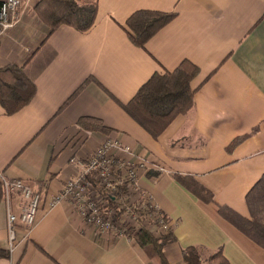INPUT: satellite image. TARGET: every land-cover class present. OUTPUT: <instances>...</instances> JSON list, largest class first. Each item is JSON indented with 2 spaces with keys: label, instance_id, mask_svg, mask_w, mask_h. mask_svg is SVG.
Here are the masks:
<instances>
[{
  "label": "crops",
  "instance_id": "crops-1",
  "mask_svg": "<svg viewBox=\"0 0 264 264\" xmlns=\"http://www.w3.org/2000/svg\"><path fill=\"white\" fill-rule=\"evenodd\" d=\"M96 3L87 33L61 26L42 43L48 27L29 0H20L15 25L0 43V67L23 66L36 87L16 114L0 109V172L9 181L22 179L39 195L34 226L17 228L10 258L0 264H160L127 234L142 225L141 218L126 225L117 220L101 236L87 231L69 203L49 207L75 174L69 160L88 157L107 139L129 147L133 163L147 165L139 173L140 191L169 224L173 241L162 250L169 264H180L188 247L205 256L221 249L228 264H264V249L219 214L226 207L249 219L245 196L264 173V0ZM137 11L175 18L138 48L125 25ZM183 61L199 71L191 82L193 107L154 139L119 104H127L154 73L173 71ZM81 118L99 121L107 133L81 128ZM192 183L213 201L197 198L186 185ZM21 206L14 195L16 216ZM6 219L1 204L4 250Z\"/></svg>",
  "mask_w": 264,
  "mask_h": 264
},
{
  "label": "trees",
  "instance_id": "trees-1",
  "mask_svg": "<svg viewBox=\"0 0 264 264\" xmlns=\"http://www.w3.org/2000/svg\"><path fill=\"white\" fill-rule=\"evenodd\" d=\"M37 18L48 27L49 35L61 26H68L79 33H87L95 24L97 3H79L77 0H38L34 5ZM174 13L137 11L126 20L130 42L144 48L163 27L173 21ZM198 68L188 61L181 62L173 71L154 73L137 91L127 104H119L122 110L152 138L157 139L178 115L187 114L193 107L195 91L191 82L198 75ZM81 86L64 103L66 106L81 91ZM36 94V87L25 75L23 66L0 67V109L5 115H13L27 106ZM117 102V101H116ZM79 126L95 133H107L99 121L81 118ZM191 192L203 201H213L212 194L197 183L186 184ZM118 194L126 196L125 186H115ZM103 192V189H99ZM3 188L0 183V205ZM127 198V197H126ZM125 198V199H126ZM249 219H245L226 207H219V214L243 235L264 249V173L245 196ZM119 219V217L117 218ZM166 223L167 220H166ZM126 228V227H124ZM170 229V228H169ZM164 235L154 236L142 223L131 227L127 234L150 255L159 259L160 264H169L163 255V247L173 241L170 230ZM10 252L0 248V259H9ZM213 264H228L221 249L210 256ZM180 264H201L200 252L196 247L182 251Z\"/></svg>",
  "mask_w": 264,
  "mask_h": 264
},
{
  "label": "built area",
  "instance_id": "built-area-1",
  "mask_svg": "<svg viewBox=\"0 0 264 264\" xmlns=\"http://www.w3.org/2000/svg\"><path fill=\"white\" fill-rule=\"evenodd\" d=\"M19 4V0H0V43L4 34L14 26L13 15ZM132 155L130 148L107 139L88 157L71 158L69 162L75 174L64 182L59 193L49 202V207L69 203L87 231L94 235L103 236L111 231L117 220L126 225L130 219L137 222L140 218L144 225L151 222L150 231L154 236L164 235L169 224L156 203L147 202L139 188L136 169L145 168L146 164L142 161L133 163ZM0 183L3 188L2 205L7 211L8 251L12 252L17 228L28 231L34 226L39 195L22 179L9 181L1 172ZM115 186H125L126 196L118 194ZM14 195L22 201L18 216L11 211Z\"/></svg>",
  "mask_w": 264,
  "mask_h": 264
},
{
  "label": "rangeland",
  "instance_id": "rangeland-1",
  "mask_svg": "<svg viewBox=\"0 0 264 264\" xmlns=\"http://www.w3.org/2000/svg\"><path fill=\"white\" fill-rule=\"evenodd\" d=\"M20 1V0H19ZM79 3H95L96 2V0H77ZM38 2V0H36V1H32L31 2V4H33V5H35L36 3ZM15 25V24H14ZM14 27V26H13ZM127 30H128V32L130 33V30L127 28ZM127 147V146H126ZM129 148V147H128ZM74 158V157H73ZM80 159V158H79ZM70 161V160H69ZM70 163V162H69ZM147 166V165H146ZM159 168V167H158ZM146 170V167L145 168H140L139 169V167H137V169H136V172H137V179H138V182H139V173H140V171H145ZM158 170H160V171H163V172H165L164 171V169H162V168H159ZM139 188H140V185H139ZM132 199H135V197L133 196V195H131L130 196ZM144 198L146 199V201L147 202H153V200L148 196V195H144ZM156 206L157 207H159L158 205H157V203H156ZM160 209V208H159ZM162 212V211H161ZM163 214V213H162ZM164 216V215H163ZM164 219H165V221H166V218H165V216H164ZM7 221V220H6ZM149 224H151V222H149V223H146V225H144L149 231L151 230V227H150V225ZM135 227V226H134ZM137 227V226H136ZM126 228H128V227H126ZM8 233V232H7ZM8 237V236H7ZM210 256L211 255H208V256H205V255H201V253H200V259H201V264H213L212 262H211V260H210Z\"/></svg>",
  "mask_w": 264,
  "mask_h": 264
}]
</instances>
